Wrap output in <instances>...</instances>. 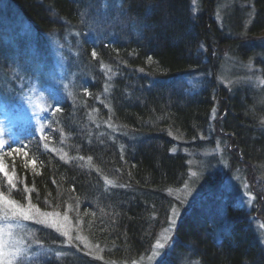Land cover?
<instances>
[{
  "label": "trees",
  "instance_id": "16d2710c",
  "mask_svg": "<svg viewBox=\"0 0 264 264\" xmlns=\"http://www.w3.org/2000/svg\"><path fill=\"white\" fill-rule=\"evenodd\" d=\"M200 2L195 15L191 0H121L118 8L112 0H0L6 24L16 25L9 17L16 11L39 38L35 48L44 46L46 36L78 38L80 74L73 95L47 115L44 134L30 135L22 146H5L2 162L15 188L0 174V190L42 209L68 210L106 248L107 259L132 261L150 252L169 223L170 191L188 178L187 155L175 149L174 136L196 138L216 101L221 115L226 113L219 129L229 134L231 162L253 168L264 161V138L254 141L242 127L249 123L243 113L250 106L237 110L216 81L221 64L216 53L232 48L236 39L219 25L216 0ZM254 8L248 34L264 38V0H254ZM94 13L102 21L94 22ZM115 13L114 20L106 17ZM13 50L0 36V76L18 82ZM209 69L212 79L191 92L185 78ZM106 108L126 134L101 131ZM221 192L198 197L182 213L170 256L197 264H264V245L251 221L256 214L264 222L260 193L255 191L257 209L249 212ZM45 229H37L39 252L15 264H96L85 253L57 249Z\"/></svg>",
  "mask_w": 264,
  "mask_h": 264
},
{
  "label": "rangeland",
  "instance_id": "374dc122",
  "mask_svg": "<svg viewBox=\"0 0 264 264\" xmlns=\"http://www.w3.org/2000/svg\"><path fill=\"white\" fill-rule=\"evenodd\" d=\"M112 1L117 8L121 4V0ZM191 5L194 14H199L200 0H191ZM215 8L221 28L236 39L232 48H228L223 54L216 53V57L221 55L216 81L218 85L227 88L230 97L236 101L234 105L237 110H246L247 106H250V109L243 113L249 123L242 127L246 128L245 132L249 133L253 140L262 139L264 38L261 35L248 34L255 12L254 0H216ZM5 14L4 9L0 13V26L4 27L0 29V36L14 49V69L21 80L16 82L5 79V74L0 76V168L4 172L2 152L5 146L10 143L22 146L27 143L30 135L44 134L50 121L47 115L56 108L57 103L73 95V83L80 76L76 66L79 65L76 50L78 38L73 40L66 35L61 39L57 36H46L44 46L35 48L40 40L25 26L22 18L11 27L6 24L8 20L5 19ZM101 15L105 17L102 13ZM101 15L94 13V22L98 21L96 19L102 21ZM106 17L114 20L116 13L107 14ZM39 51L47 55H39ZM210 79L212 72L209 69L187 77L184 81L194 93L200 92ZM109 91L110 88L106 94ZM218 107L219 103L216 101L208 126L196 138L187 140L174 136L178 142L175 149L187 155L189 174L180 187L170 191L174 202L169 223L158 235L150 252L132 261L107 259L106 248L93 242L73 221L68 210L42 209L30 203L28 199L19 202L0 190V264H15L21 257L31 259V252L37 254L39 241L36 234L37 229L41 227L52 232L57 249L85 253L96 260V264H159L160 257L165 252L168 253L169 264H197L190 257L170 255L176 239L177 223L182 213L198 197L213 191H222L221 193L235 198L238 204L249 212L257 209L258 194L255 191L260 193L264 201V161L255 164L253 168L251 165L246 167L245 163L241 165L239 162H231L232 150L229 151L231 147L227 139L229 134L219 129L226 113L221 115ZM107 108L103 112V121L99 122L101 131L118 133L123 128L119 124L113 125ZM94 116L97 115L94 113ZM123 134L126 132H121V135ZM250 175L255 189L249 183ZM4 183L15 188L14 180L9 178V174ZM251 221L261 244L264 245V222L257 219L256 214L252 215Z\"/></svg>",
  "mask_w": 264,
  "mask_h": 264
},
{
  "label": "snow or ice",
  "instance_id": "6c2138e0",
  "mask_svg": "<svg viewBox=\"0 0 264 264\" xmlns=\"http://www.w3.org/2000/svg\"><path fill=\"white\" fill-rule=\"evenodd\" d=\"M93 55H95V53H93ZM0 174H4V175H7L2 168H0ZM174 211V210H173ZM168 253L165 252L163 255H161L160 257V262L159 264H168Z\"/></svg>",
  "mask_w": 264,
  "mask_h": 264
},
{
  "label": "bare ground",
  "instance_id": "6f19581e",
  "mask_svg": "<svg viewBox=\"0 0 264 264\" xmlns=\"http://www.w3.org/2000/svg\"><path fill=\"white\" fill-rule=\"evenodd\" d=\"M9 17H10L11 20H13V19H16V20L20 19V15H18V13L16 11H14V10L11 12V14H10ZM0 28L3 29L4 27L3 26H0Z\"/></svg>",
  "mask_w": 264,
  "mask_h": 264
}]
</instances>
